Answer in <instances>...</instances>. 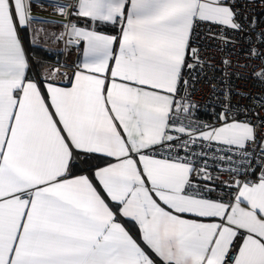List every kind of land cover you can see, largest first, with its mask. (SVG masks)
Segmentation results:
<instances>
[{"label":"snow or ice","instance_id":"obj_1","mask_svg":"<svg viewBox=\"0 0 264 264\" xmlns=\"http://www.w3.org/2000/svg\"><path fill=\"white\" fill-rule=\"evenodd\" d=\"M256 2L0 0V264H264Z\"/></svg>","mask_w":264,"mask_h":264},{"label":"built area","instance_id":"obj_2","mask_svg":"<svg viewBox=\"0 0 264 264\" xmlns=\"http://www.w3.org/2000/svg\"><path fill=\"white\" fill-rule=\"evenodd\" d=\"M245 0H241V3H244ZM40 11V10H39ZM249 11L255 12L257 14V19L259 22V26L257 28V31H260L261 29H264V6H261L259 3V0L255 4H252L249 8ZM51 14H53L50 11ZM243 44V41H241ZM202 48H207V54L206 59H209V62L212 64H215L217 72L216 75L219 76L220 73L218 69L221 67L219 61L223 53L218 52L214 47H212L207 40H205L204 45H201ZM239 47H237V51H239ZM203 54V53H202ZM64 57L62 56L61 60H63ZM72 59H75V54H73ZM234 61L239 60L240 64L248 63L247 60H245L243 55H240L239 57H233ZM258 63V62H257ZM237 77H233L232 83L234 85L233 91H240L245 94H250L253 96L260 95L264 96V84L258 83L256 80H254L250 75L247 73L250 71V69H237ZM209 77L212 75V69L208 70ZM198 91L195 93L194 98L201 104H207L208 101L215 100V97L212 95L210 89L208 88L206 82L203 80L201 83L196 85ZM245 104L248 103L247 100L244 101ZM218 110V109H217ZM203 119H209L210 118V110L207 113L202 114Z\"/></svg>","mask_w":264,"mask_h":264},{"label":"crops","instance_id":"obj_3","mask_svg":"<svg viewBox=\"0 0 264 264\" xmlns=\"http://www.w3.org/2000/svg\"><path fill=\"white\" fill-rule=\"evenodd\" d=\"M36 13H44L46 15H40V14H36ZM33 14H36V15H39V17H41L42 19H46V20H61L62 18L60 16H57V15H53L51 14L50 12H47V11H39V10H35L33 12ZM53 15V16H52ZM34 27L36 28H39L41 27V25H34ZM44 27H47V26H44ZM47 47H50V48H57V47H60V45H56V44H52V43H49L46 45ZM61 71H67V72H71V69H65V68H61Z\"/></svg>","mask_w":264,"mask_h":264},{"label":"trees","instance_id":"obj_4","mask_svg":"<svg viewBox=\"0 0 264 264\" xmlns=\"http://www.w3.org/2000/svg\"><path fill=\"white\" fill-rule=\"evenodd\" d=\"M36 57L37 58H41L42 57L46 61L48 67L56 66L55 65V61H54V59L52 57L45 56L43 53H41L39 51H36ZM61 58H62V56L60 57V59Z\"/></svg>","mask_w":264,"mask_h":264},{"label":"rangeland","instance_id":"obj_5","mask_svg":"<svg viewBox=\"0 0 264 264\" xmlns=\"http://www.w3.org/2000/svg\"><path fill=\"white\" fill-rule=\"evenodd\" d=\"M47 12H50V10L49 11H47ZM36 14H40V15H46V14H44V13H36ZM36 14H33L34 16H39V15H36ZM53 15H55V14H53ZM52 15V16H53Z\"/></svg>","mask_w":264,"mask_h":264}]
</instances>
